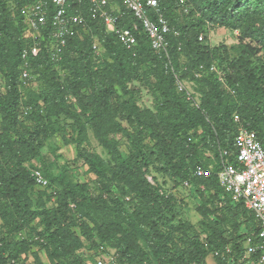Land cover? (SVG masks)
I'll use <instances>...</instances> for the list:
<instances>
[{
  "label": "trees",
  "instance_id": "1",
  "mask_svg": "<svg viewBox=\"0 0 264 264\" xmlns=\"http://www.w3.org/2000/svg\"><path fill=\"white\" fill-rule=\"evenodd\" d=\"M31 1L0 0V67L5 70V90L0 84V115L4 119L0 122V217L10 236L0 234V264H19L21 254L33 245L37 247L38 264H45L40 255L43 249L50 264H85L77 251L86 240L97 249L105 242L116 247L118 256L114 258L119 264H154L151 255L164 264H206L210 251L216 254L228 245L233 248L232 254L225 258L216 255L219 262L242 264L246 239L258 229L257 223L244 202L234 201L220 186L217 171L225 149L231 152L229 162L238 166L235 138L241 125L256 131L264 147V64L258 69L246 67L247 62L231 58L226 46H209V35L221 26L237 29L241 38L253 40L264 49V0H161L166 18L179 32L168 35L175 71L181 80L191 74L204 82L201 101L197 103L191 92L189 95L187 90L178 89L174 72L166 68L165 58L154 51L141 27L136 31L138 44L129 50L87 8L82 35L69 38L59 64L51 60L46 48L33 57L32 73L43 83L36 92H28V100L20 102L22 90L32 83H20L21 51L32 41L26 34L21 7ZM121 20L123 26L137 22L130 13ZM200 34H204L203 40H199ZM95 39L101 46L98 58L93 47ZM70 63L73 66L64 77L54 67L67 68ZM148 63L153 64L163 86L158 88L163 100L156 110L141 109L134 91L128 88L132 78L143 77L140 69ZM201 64H216L224 72L225 82L215 72L196 76ZM118 89L123 93L119 94ZM128 93L130 98L124 97ZM73 96L82 111L90 112L99 143L116 162L112 166L98 154L80 152L105 188H118L113 204L105 202L106 212L103 204L96 209L98 213L92 212L94 206L81 198L79 184L65 175L48 179L49 185L38 199L32 195L37 183L28 163L52 137L55 117L63 114L74 119L78 144L85 139V122L70 103ZM236 113L241 116L240 122L235 120ZM28 120L35 125L28 124ZM121 120H126L132 129L124 127ZM116 134L127 136L134 144L130 155L121 152ZM148 135L154 143H142ZM206 151L214 152L215 159L206 157ZM212 163V175H195L199 165L207 168ZM154 167L172 180V187L181 188L188 181L195 188L202 200L198 209L205 218L214 220L206 243L189 221L163 228L173 218L169 215L177 206V197L165 188L164 182L149 181ZM54 184L60 188L55 190ZM44 196L46 200L58 197V206L49 208ZM96 201H92L94 205ZM101 210L104 212L100 218ZM83 215L94 221V228L81 222ZM37 218L44 230L36 232V241L15 238L21 231L35 229ZM228 225L233 229L230 235H226ZM95 230L99 242L95 241ZM141 240L149 243L150 251L141 246Z\"/></svg>",
  "mask_w": 264,
  "mask_h": 264
},
{
  "label": "rangeland",
  "instance_id": "2",
  "mask_svg": "<svg viewBox=\"0 0 264 264\" xmlns=\"http://www.w3.org/2000/svg\"><path fill=\"white\" fill-rule=\"evenodd\" d=\"M10 6L12 9L11 2ZM183 10L185 13L188 12L187 8H184ZM185 19L187 18H184V20ZM26 34H28V32ZM209 36V46H226L228 48V52L231 55V58H234L237 61L239 60L240 63L247 62L248 65L246 64V67L258 69L260 66H262V64H264V49L261 48V46L257 45V43L253 40L241 38L237 29H230L221 26L211 31ZM205 45L207 44L205 43ZM254 48H258V50L255 51ZM108 58L110 59L109 62H112L110 56H108ZM185 60H187V58H185ZM78 64L81 65V63ZM70 66H73V64L70 63L67 68H62L60 65H55L54 67L59 70V74L64 77L68 73V69L70 68ZM140 70V74L143 77L138 79L132 78L128 82V88L134 91L133 95L136 97V102L137 104H139L141 109L148 108L156 110L158 104H160V102L163 100L162 90L160 91L158 88L160 86H163L162 84H159L153 64H143ZM34 79L32 80V83L27 90H22L23 96L20 102L28 100L29 91L35 90L34 92H36V90L40 89V87L42 86V80L38 78L35 80ZM182 79L187 90L191 92L194 98L196 99V103L201 101V88L204 86V82L198 81L196 78L192 77L191 74L184 75ZM4 82L5 70L3 67H0V84H2V89H4ZM118 91L119 94L123 93L119 89ZM130 95L131 94L128 93L124 97L130 98ZM124 97L122 99H124ZM70 103L72 105V108H74L76 112L82 115V118L86 125L85 139L82 145H79L77 140L78 125L74 122V119L66 117L62 114L58 117H55V122L51 127L53 130H55L52 137L46 140L45 145L40 150L39 155L31 158L30 162L28 163V166L32 173L34 170H40L45 177L47 175L50 176L46 177L50 181H52L53 179H57L60 175H65L74 184H79L78 191H80L81 193V198L83 200H87L94 206L92 212L98 213L96 209L99 208V204L104 205V209L106 212V209H108V204L106 203H109L111 205L113 204L116 196L119 195L118 188L113 187L112 190L105 188L102 179L86 162L80 152L87 151L98 154L105 160L107 164H110L112 166H114L116 162L112 158V154L99 143V140L95 135L93 125L91 123L92 120L90 112L82 111L78 104V101L76 100V98H74V96L72 97V100H70ZM3 120V116L0 115V122L3 123ZM118 120L120 119L118 118ZM121 122L124 127L132 129L129 127L128 122L126 120H121ZM27 123L31 126L35 125L33 120H28ZM114 138L119 141V148L125 156H128L131 154V152H133L134 144L130 141V139H128L127 136L123 134H116ZM142 143L152 144L154 143V141H152V139L149 138L148 135L145 139H143ZM205 156L215 159L214 152L212 151H206ZM210 166L214 168L215 163H212ZM148 179L152 184L158 183V181H161V184L164 182L163 184L166 185L165 188L168 189L170 192L172 191L177 197V206H175V208L173 209L172 216L169 215L170 218H173L171 222H168L167 225H163V228L166 230L173 225L180 224V222L182 223L183 221H189L195 226L194 230H196V232L200 235L202 241L206 243L208 240V236L213 232V229L211 228L210 224L214 220L213 217L205 218L201 211L198 209L202 200L199 195L196 194L197 192L195 191V188H193L192 185L188 186L186 184H184L181 188L177 189L175 187H172V180L169 177L163 175L161 172H159L158 168L156 167L151 168V172L148 176ZM84 185L85 187H82ZM54 186L55 190L60 188L55 184ZM45 187L47 186H40L38 184L34 185L32 189L33 197L35 199H38L40 195L39 193L43 192ZM91 198H93L92 201L97 200L99 202L96 201L94 205V203L91 201ZM43 199L46 200L45 196L43 197ZM58 204V197L56 198L54 196L46 200V205L49 208L57 207ZM102 210L100 212V218L103 216L104 211ZM78 212L79 211H77V213ZM80 214H82V211H80ZM82 217L83 218H79L81 219V222L85 221L91 227L94 228L95 223L92 219L84 215ZM34 227L36 228L27 229L19 232L15 235V238H29L32 241H36V239L38 238V236H36L38 235L36 232H41L44 230V224L40 223V218L36 219ZM148 229H150V227H148ZM226 229L228 230L226 235H230V231L233 230L231 228V225H228ZM76 230L79 229L76 228ZM97 233V230H95L93 235L95 236V241L99 242L100 238H98ZM0 234L8 236L7 228L4 226L1 217ZM139 243L147 251H150L149 243L145 244L143 240L139 241ZM206 246L208 247V244H206ZM36 250V245H33L29 251L21 254L18 260L19 264H38L35 256ZM40 255L45 264H50L45 249L42 250ZM77 255L84 260L85 264H95V262H97V256L99 257L100 255H106L108 258H110L114 256L117 257L118 253L117 248L109 243L105 242L100 246L99 249H97L96 246H93L89 241L86 240L83 248L77 251ZM150 257L152 258L151 261H153L154 264H164V262H156L152 255ZM206 264L221 263L219 262L216 254L210 251L206 256Z\"/></svg>",
  "mask_w": 264,
  "mask_h": 264
},
{
  "label": "built area",
  "instance_id": "3",
  "mask_svg": "<svg viewBox=\"0 0 264 264\" xmlns=\"http://www.w3.org/2000/svg\"><path fill=\"white\" fill-rule=\"evenodd\" d=\"M93 18L100 19L108 32L116 34L118 40L127 49L133 50L138 44L136 31L141 27L148 35L150 43L158 55L166 60V68H170L176 77L180 91L187 88L175 71L170 54V40L168 35L179 32L173 28L165 16L161 0H32L30 4L21 7V14L27 24L31 44L21 51L20 83L29 85L35 78L32 73V59L39 56L44 48L49 50L51 60L59 64L68 46L69 38L81 36L82 28L87 23L85 11ZM130 13L135 21L132 26L121 25L122 18ZM204 34L199 35V40ZM95 57L101 55V46L97 39L94 42ZM209 71L218 74L225 82L224 72L216 65L201 64L195 73ZM187 93L190 95V92ZM235 120L241 121L236 113ZM236 160L238 166L230 163L227 157L230 150H222V163L217 171L218 181L233 198L234 201H243L247 209L255 216L257 230L250 234L245 242V251L242 254V264H264V147L258 138V133L247 126L241 125L235 138ZM213 174L211 166L204 168L199 165L195 175L208 177ZM36 183L48 186L49 181L40 170L32 173ZM186 185H190L185 181ZM202 187H204L202 185ZM233 248L228 245L216 255L226 257L232 254ZM96 264H119L114 257H97Z\"/></svg>",
  "mask_w": 264,
  "mask_h": 264
}]
</instances>
